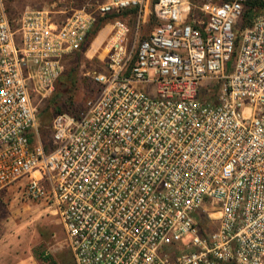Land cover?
Masks as SVG:
<instances>
[{
  "label": "built area",
  "instance_id": "obj_1",
  "mask_svg": "<svg viewBox=\"0 0 264 264\" xmlns=\"http://www.w3.org/2000/svg\"><path fill=\"white\" fill-rule=\"evenodd\" d=\"M249 1L100 5L156 24L139 39L115 21L94 95L44 142L39 102L96 16L11 20L0 0V192L49 206L76 264H264V11L244 25Z\"/></svg>",
  "mask_w": 264,
  "mask_h": 264
},
{
  "label": "rangeland",
  "instance_id": "obj_2",
  "mask_svg": "<svg viewBox=\"0 0 264 264\" xmlns=\"http://www.w3.org/2000/svg\"><path fill=\"white\" fill-rule=\"evenodd\" d=\"M108 0H5L8 15L16 19L24 10H49L54 21L61 22L74 12L93 13L95 20L82 48L63 58L61 78L70 76L73 82L72 109L79 110L92 97L97 86L94 73L103 72L107 59V43L116 20L124 21L132 34L139 24L138 38H145L156 20L151 13H111L98 15L97 9ZM153 0H150L149 11ZM208 0H194L195 3ZM216 1V0H212ZM53 99L39 102V133L48 142L46 125L54 114ZM61 108H65L62 104ZM215 217V216H214ZM0 264H76L67 248L66 235L58 217L43 201L22 199L14 185L0 192Z\"/></svg>",
  "mask_w": 264,
  "mask_h": 264
},
{
  "label": "trees",
  "instance_id": "obj_3",
  "mask_svg": "<svg viewBox=\"0 0 264 264\" xmlns=\"http://www.w3.org/2000/svg\"><path fill=\"white\" fill-rule=\"evenodd\" d=\"M219 1H227V0H219ZM157 0H153L152 3H156ZM258 11H264V0H251L247 3L244 17H243V24L248 25L251 18L253 17L254 13ZM124 12L128 13H136L137 9H128ZM10 18V16H9ZM11 19V18H10ZM12 20V19H11ZM62 76V74H61ZM61 76L58 78L56 84H55V91L53 95L48 99H53L52 106L54 108V114L51 116V120L46 125V128L48 130V133H50V124L54 118V116L58 113H69L73 116H77V113L79 110L74 111L72 109V97H73V82L70 76L66 75L65 78H61ZM62 104L65 108H61L59 105ZM40 115V112H39ZM39 128H40V119H39ZM38 128V131H39ZM40 134V133H39ZM41 136V135H40ZM50 138V137H49ZM42 139V137H41ZM46 142L45 140H43ZM45 149L48 150L47 145H45Z\"/></svg>",
  "mask_w": 264,
  "mask_h": 264
},
{
  "label": "crops",
  "instance_id": "obj_4",
  "mask_svg": "<svg viewBox=\"0 0 264 264\" xmlns=\"http://www.w3.org/2000/svg\"><path fill=\"white\" fill-rule=\"evenodd\" d=\"M0 244H2V239L0 238Z\"/></svg>",
  "mask_w": 264,
  "mask_h": 264
}]
</instances>
